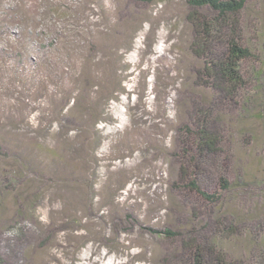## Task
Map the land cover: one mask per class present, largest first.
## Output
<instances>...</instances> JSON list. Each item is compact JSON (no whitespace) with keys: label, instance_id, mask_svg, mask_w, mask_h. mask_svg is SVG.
I'll return each instance as SVG.
<instances>
[{"label":"rangeland","instance_id":"374dc122","mask_svg":"<svg viewBox=\"0 0 264 264\" xmlns=\"http://www.w3.org/2000/svg\"><path fill=\"white\" fill-rule=\"evenodd\" d=\"M247 2L264 26V0ZM187 12V0H0V172L16 186L0 196L1 252L26 264H163L168 243L151 229L183 211L171 212L173 154L200 66ZM259 138L233 146L255 184ZM28 195L24 243L4 232Z\"/></svg>","mask_w":264,"mask_h":264},{"label":"trees","instance_id":"16d2710c","mask_svg":"<svg viewBox=\"0 0 264 264\" xmlns=\"http://www.w3.org/2000/svg\"><path fill=\"white\" fill-rule=\"evenodd\" d=\"M134 1L149 6L158 0ZM187 6L190 51L200 66L190 70V88L197 92L184 96V121L177 126L178 152L173 154L179 169L172 188L181 198L171 212L183 211L151 232L159 243H168L163 264H264V156L258 163L261 181L255 184L233 147L235 136L251 147L264 132V26L247 14V0H187ZM250 119L254 127L249 133L238 129L243 123L242 129H247ZM12 178L11 172H0V196L12 187L16 190ZM29 198L32 212L37 197L20 199L13 223L4 232L18 242L29 240L23 226ZM1 202L0 197L4 212ZM232 243L245 244V254L229 250ZM28 260L27 254L22 259L0 251V264Z\"/></svg>","mask_w":264,"mask_h":264}]
</instances>
